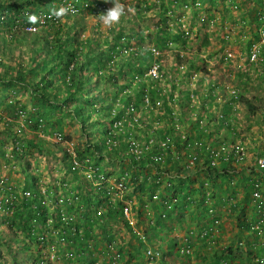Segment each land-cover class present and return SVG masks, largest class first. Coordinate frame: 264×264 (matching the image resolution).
Returning a JSON list of instances; mask_svg holds the SVG:
<instances>
[{"label": "rangeland", "instance_id": "374dc122", "mask_svg": "<svg viewBox=\"0 0 264 264\" xmlns=\"http://www.w3.org/2000/svg\"><path fill=\"white\" fill-rule=\"evenodd\" d=\"M45 1L34 0L33 4L25 9L24 16L29 18L31 11H34L35 16L32 18L36 21L34 24L37 26H35V32L42 30L41 33L44 34L49 31L48 40L54 36L53 30L56 31L59 27L61 37L73 35L80 40H91L93 45L101 50L100 53H106L107 48L104 45L110 44L114 40L115 32L118 33V28H121L120 31L125 36L122 45L127 51L136 49V45H141L148 51L152 48L157 51L153 57L159 58V63L156 62L157 64H155H159L161 67L160 73L158 72L159 68L156 74H151V70H145L144 73L135 72L134 68L141 64L139 61H136L134 66L131 64L130 69L124 64L118 69L116 61L109 73H102L104 77L112 76L111 79L104 81L103 77L100 79L95 75L90 78L89 90L94 92L93 95L106 99L109 103L113 102L111 106L115 105L116 101L122 103L119 89L124 86L125 79L127 78V82L130 81L128 78L132 74L135 77H140L149 73L153 80L158 81L156 88L162 92L163 99L167 100L172 114L164 113L161 108H148L151 107L148 97L143 99L144 101L141 102L143 104H140L141 113H145L151 118H159L162 124L166 123L167 125H170L169 122L172 119L170 117L173 115L176 119L174 120L175 125L177 124L180 132L183 134L194 133L191 137L198 135L204 141L207 139L206 136H201L198 131L205 128L206 131H211L212 136L209 137L215 141L213 149H219L221 142H226L224 137H230L232 140L230 142L241 147L245 156V161L236 167L235 171L239 174L248 175L249 179L257 181L263 179L259 183L264 189V170H258L255 166L256 157H264V76L260 75L254 66L245 68L242 73L240 67L243 60L237 57V54L242 52L241 47L247 39L246 36L256 26L253 17L258 8L253 1L210 0L205 2V16L208 20L214 19V25L200 23L198 25L197 19L192 17L190 19L191 31H194L198 36L194 37V33L192 34L186 49L181 48V43L171 37V33L165 32L166 28L163 23L172 15L188 18L191 13L193 16L191 2L188 3L187 12L184 15L182 13V4H184L182 0H176V2L162 0L163 3L161 4L158 3V0H120V3L124 5L125 15L121 17L119 24L107 27L101 23L99 18L80 10L81 5L78 0H52V8L48 7ZM93 1L103 3L107 10L113 6L112 0H88L91 4ZM68 4L74 5L77 9L75 15L65 13L57 17L53 14V9L67 8ZM77 5L80 6L76 7ZM171 7L172 15L167 12ZM40 20L43 21L42 24ZM238 21L241 23L236 24ZM26 22V20H22V17H19L11 27L3 24L0 27V38L6 39L9 30H16L20 33L28 30ZM167 25L168 22L166 27ZM113 27L118 31H111ZM198 27L202 30L201 33H199ZM158 33L167 42L169 40L168 49L164 50L159 45H155L154 41ZM222 38H225V41ZM11 44L16 47L13 50L15 58L21 59L26 65H30L28 48L19 45L17 41ZM226 49L235 54V58L232 57V62L228 63L223 59ZM125 54V50L121 49L119 58L121 59ZM39 55L41 58H45L49 54L47 51L40 50ZM36 58L39 57L36 56L34 59ZM191 64L193 66H190ZM49 65L46 64L47 69L50 67ZM139 68L144 71L141 66ZM193 68L198 69V71ZM91 73L93 74L94 71L90 66L85 75L91 77ZM171 77L174 79L175 86L170 93L169 80ZM95 81L100 83L97 88H95ZM146 83L148 84L149 81ZM233 89L235 94H230ZM38 93V86L30 88L24 83H16L11 79L5 83L0 82V228L3 229V238H0V264H30L37 256L38 246L34 240L35 236L29 232L33 225L30 220L23 222L25 228H19L17 223L14 227L16 234L8 231L7 228L12 224L11 220L15 217V208L23 203L24 199L21 195L24 190L34 195L32 202L29 200L25 210V213L31 217L30 219L37 212V209L44 211L47 217L48 213L55 211V203L62 199L63 201L60 203L57 202L58 210L62 211L66 218L71 217V220L76 217L78 225H89L88 227L94 235L100 232L97 222L102 221L100 215L106 216L105 207L107 205L111 204L117 207L120 204L128 203L132 207L130 223L119 221L112 227L116 232L115 239L119 238L121 242L120 253L121 258L124 259L122 260L123 264L124 262L125 264L144 263V253L136 251V249L131 250L138 244L136 239L132 237L135 235L132 234V229L139 233L143 232L148 237L149 243L146 242L145 244L151 245L157 250L155 256L159 257V246L164 240L170 238H173L182 249L187 248L190 252L188 261L187 259L182 261L174 252V246L170 244L171 242L166 241L163 244L164 248H169L172 252L167 254L162 246L163 251L161 250V252L166 254V258L157 260L160 262L159 264H209L212 261L210 256L213 254L215 256L220 255L222 248L228 247L230 244L234 245L239 237H242V241L235 250L237 255L244 259L249 257L244 244L247 240L251 243L255 253L262 255V250H264V217L254 225L257 231L251 228L239 229L236 221L238 215H243L246 219L254 217L255 220H258L254 216L256 205L249 193L250 190L247 189V180L240 177L241 180L239 176H235L228 185L227 179H221L219 182L209 179L201 171L195 173L189 171L196 174L197 182L201 179L205 181L206 198L204 205L212 212L209 214L208 210L200 217L197 215L198 221L193 223L191 214L193 212L195 214L196 206L183 203L186 199L180 196L182 192L178 191L179 188L175 184L176 186L173 190L168 191L166 197L170 200H175L176 197L178 199L174 202L170 212H166L168 214L166 220L157 225L155 215L157 214L156 210L160 211V209L155 203H151V198L148 197V189L144 193H140L139 187L133 186L129 180L126 181L124 175L126 181L124 190H116V195L109 196L99 189L94 192L92 186H89L92 184L87 182L84 175L81 174L82 172L74 173L68 170L70 158L81 165L80 161L75 158L76 151H84L85 145L93 142L92 138L96 133L93 126L95 125L94 118L87 123L84 121L85 117H74L75 114L69 109V104L68 106L62 104L58 99L55 100L56 110L49 107L43 111L41 105L44 103L39 100ZM237 94L238 97H244L256 106L254 116L247 110L246 103L241 102L240 98L231 99ZM97 103L99 105L102 101L99 100ZM155 103L160 106L161 100L158 99ZM17 109H21L22 112ZM110 112L113 113V110ZM82 113L84 115L87 111L83 110ZM93 115L94 113H92ZM218 116L228 123L221 122L222 125L217 123L215 127L211 125L214 121L220 122ZM148 131L151 132V130ZM138 132V129L129 130L131 137L138 135ZM173 133V131L170 133V137L173 136ZM179 144L181 143L179 142ZM87 155V159L95 160L94 157ZM166 160L167 168H164L162 163L161 168L171 173L173 181L177 174L179 177L187 174L182 170V165L184 167V162L187 161L185 154L181 153L177 161L181 165V171L175 169L168 157ZM201 160L206 159L203 157ZM113 162L106 163L105 167L106 172L110 173L114 180L119 177L116 174L119 164L117 161ZM126 163L127 161L123 165ZM202 163L203 161L200 162V165ZM100 164L101 166H99L103 167V163L100 162ZM187 186L195 189L198 185L190 186L188 184ZM175 193L178 196H175ZM194 196L195 194H192V197ZM11 199H14V203L17 205L15 208L12 207L11 210H7L5 205L8 207V201ZM37 199H45L46 204L40 208ZM84 199L89 202L84 201ZM93 203H97V205H92ZM234 204H237V207L232 210L231 205ZM88 209H91L89 213L93 215L89 219ZM212 215L219 220L218 226L214 229L207 222ZM15 222H17L16 219ZM109 223L113 225L112 222ZM154 224L155 226L152 227ZM203 225L208 228H201ZM36 228L37 230L40 229L39 226ZM203 230L205 232L199 237L197 234ZM117 231H120V234H117ZM28 233L31 234L32 243L27 248L24 246V241L29 240ZM148 235L153 236L149 238ZM118 241L116 242L119 243ZM125 245H127V251L123 250ZM90 248H94V246ZM144 264L152 263L146 261Z\"/></svg>", "mask_w": 264, "mask_h": 264}, {"label": "trees", "instance_id": "16d2710c", "mask_svg": "<svg viewBox=\"0 0 264 264\" xmlns=\"http://www.w3.org/2000/svg\"><path fill=\"white\" fill-rule=\"evenodd\" d=\"M33 1L34 0H0V27L3 24H5L6 26L9 25L11 27L15 23V21L19 19V17H22V20L27 21V27L29 25L36 24L35 19L32 18L33 16H35L33 14L34 11H31L29 18L24 16V13L26 11L25 9L29 5H32ZM205 1L206 0H202V2ZM40 2H44V0H40ZM51 2L52 0H46L45 4H47L48 7L52 8L53 5H51ZM95 3L96 2L94 1L92 2V4ZM255 5L256 7H261V0H256ZM78 6L80 5H77L76 7ZM80 8V10H84L83 5H81ZM86 11L97 18L98 15L104 13L102 9H95L94 5L91 8H87ZM66 13L68 14L69 11H67ZM118 29L119 32H115L116 35L113 37L114 40L111 41L110 44L107 43L106 45H104L107 48L106 53H100L101 50L97 49V46H94L91 40H80L73 35H65L64 37H61L59 27L56 31L53 30L54 36L50 37L49 40L47 38V36L50 35L49 31L43 34L41 33L42 30L36 32L26 30L21 31V33L17 32L16 30H9V34L6 35V39L2 37L0 38V66H2L0 73V82L5 83L8 79H11L13 81H16V83H24L30 88H35V86H38L39 93L37 95L39 97V100L44 103L43 105H41V108L44 109L43 111H46L47 109H49V107L56 110L55 100L58 99L62 104H65L67 106L69 104V109L75 114L74 117H85L84 121L87 123L90 122L92 118H94L95 125L93 126L96 133L92 138L93 142L86 144V149H83L84 151H76V160L80 161L81 164L90 163L101 168L102 172L109 177L111 176L110 173L106 172V163L117 161L119 164V169H116L118 171L116 172L117 176L120 177L122 175H125L126 181L129 180L131 183H133V186H138V190L140 193H144L146 189H148V197H150L151 199L155 194H158L162 198L164 193L168 189L167 183H169L168 181H170L171 173L161 168V162L156 161L155 158L163 154L164 151V156L166 158H169L172 152L175 154V152L180 149V144L178 142H186V139H182V136L184 135V138H187L191 137L194 133L183 134L182 132H180L179 128L176 126L177 124L175 125L174 120L176 119L173 117V115L170 117L172 118L169 122L170 125H167L166 123L162 124L159 118H151L145 113H141L142 108L140 107V104H143L141 103L142 101H144L143 99L148 97L151 106L148 108H161L164 113L172 114L171 107L169 106L167 100L163 99L161 95L162 92L156 88V84L158 83V81L153 80L152 75H150L149 73L148 75L145 74V76L140 77H135V75L132 74L128 78L130 79V81L127 82L126 78L124 86L119 89L122 103L116 101L117 103H115V105L113 104L112 106L111 104L113 102L109 103V101H106V99H102L100 97H97L96 95H93L94 92L89 90L91 83L90 78H92L93 75L99 77L100 79L103 77L104 81L112 78V76L104 77L103 74L109 73L111 68L115 65L116 61L118 64V69H120V66L123 64L127 66L128 69H130L131 64H133L134 66L136 64V61L141 62V64L139 65L144 68V71L141 68L138 69V67H140L138 66L134 68L135 72L138 71V73H144L145 70H150L156 62L159 63V58L153 57L152 53L148 51L147 48L142 47L141 45H136V49L127 51L122 45L125 36L123 33H121V28ZM112 30H115V28H111V31ZM181 31L182 30L179 29V33L175 34L174 38L176 41L181 43V48L186 49L187 43L185 40H183L182 34L180 33ZM16 41L19 45H24L28 48V52L30 55L28 60L31 61L30 65H26L21 59L15 58L13 50L16 49V47L12 46L11 43ZM168 42L161 37L160 33H158V36L154 41L155 45H159L161 49L164 50L168 49ZM45 44H47L48 46ZM121 49H124L126 54L123 55L120 59L119 57ZM40 50L47 51V54L49 55L45 58H41L39 55ZM36 56H38L39 58L34 59ZM47 63L50 64V67L48 69L46 68ZM90 66L92 67V71H94L93 74H90L91 77L85 75L87 73V68ZM190 66H193V64H191ZM160 70L161 67L158 64L157 71L160 73ZM171 79L169 80L170 93L175 86V84L173 83V77H171ZM147 81H149L148 84L146 83ZM99 84V81H97V83L95 81V88H97ZM158 99L161 100L160 106L156 105L155 103ZM99 100H101L102 103L97 105V101ZM241 100L246 103L247 110L254 116L256 113V106L247 101V99L242 98ZM17 110L22 112L21 109ZM83 110L87 111V113L84 115L82 113ZM110 110H113V113H111ZM143 111L146 110L143 109ZM137 112H139V115L135 117L134 114H136ZM92 113H94L93 116L95 117L92 116ZM218 120H220V122L214 121L211 123V125H213L214 127L217 123L218 125H222L221 122H223L224 120L222 118H218ZM81 127L82 129L84 128L83 123L81 124ZM131 129H138V135L136 134L131 137L129 133V130ZM148 130H151V132H149ZM172 131L174 133L173 136L170 137V133ZM210 132L211 131H206L205 128L198 131L201 136H206L205 138L208 139V142L205 145L207 139L205 141L201 140L203 149L194 152V166L191 167L190 172L195 173L201 171L207 177H209V179H214L219 182H221V179H227L226 182L228 185L229 181L234 179L235 176H239V178L241 177L242 179L247 180V189L250 190L249 193L251 194V196H253L254 193L259 196L254 197L256 201V214H254V216L257 217L258 220H255L254 217L246 219L245 217H243V215H238L236 221L239 229L244 230L252 228V230H255L254 225H256L257 221L264 217V189L261 187V184L260 186H253V184L257 182L255 179H249L248 175L239 174V172L235 171L236 166H233L231 163L237 164V162L232 154H230V157H232L233 159L231 160V158L228 157V159H230L228 161H226L225 159V157L228 156L227 152L221 150L217 155V149H213V143L215 141L209 140V136H212ZM195 137L196 136H194V138ZM161 143L167 144L165 146H161ZM209 150H212L213 155H210ZM87 154H89V156L91 157H94L95 160L87 159ZM203 157H205L206 160H201V158ZM70 159L71 162L70 165L68 164V170L77 173V169L72 168L73 158ZM200 160L203 161L201 165ZM125 161H127V163L123 165ZM100 162L103 163V167H100ZM165 162L167 163V160ZM176 163L177 161L175 160V163H173L175 169L181 171V165H179L178 163L176 165ZM229 164H231L232 166H228ZM184 169L185 168H182L183 172H186L187 174L182 175L181 177H179V174H177L174 179V181H176L174 185L177 184L179 188L178 191L182 192L183 198H188V200L186 199V201L184 202H192L193 205L196 206V212L195 214L194 212L191 214V220H193V223H197V215L198 217H200L208 210V208L204 205L206 198L204 187L206 183L202 179L197 182L196 174L190 173ZM258 170H264V168H258ZM164 172L169 173L168 177H166ZM254 175L257 176V174ZM138 178L139 181L137 182ZM262 181L263 179L258 182L261 183ZM188 184H190V186H194V184L198 186L193 189L188 188ZM94 192L96 191L94 190ZM192 194H195V196L192 197ZM85 200L88 201L87 199H84V201ZM89 204L91 205V203ZM16 205L17 204L13 202L8 204V206L13 208H15ZM26 205L27 202L24 200L21 205H17L18 207L15 208V217H13L12 220L10 219L12 221V224L7 228L8 231L13 232V234H16L14 227L17 223L19 228H25V226H23V222L29 221L28 217L30 216L25 213V210L27 208ZM92 205H97V203H93ZM213 205L214 203L211 205L212 208ZM231 207L232 210H235L237 204L231 205ZM105 209L107 212L106 217L114 218V216H117L116 210L114 208L112 209L107 205ZM90 210L91 209H88V219L93 217V215L89 213ZM100 217L103 218L104 216L100 215ZM211 218L212 219L208 220L207 222L210 225H214L215 217L212 215ZM15 219L17 220V222H15ZM160 223L161 220L156 218V224L160 225ZM28 234L29 240L24 241V246L27 248L29 247V244L32 243L31 234ZM0 238H3V229L1 228ZM164 241L171 242L172 239L170 238ZM241 241L242 237H239L237 238V241L234 243V245L230 244L228 245V247L222 248V253H220V255L215 256L213 254L212 256H210V258H212V261L209 264H251L254 258L264 257V250H262V255H257L248 240L244 244L245 251L248 252L249 257H245L244 259L242 256L237 255L235 253V250L239 246V243H241ZM170 244L175 248L177 246L175 242H171ZM176 254L179 256L180 260H188L186 254H179V252H177Z\"/></svg>", "mask_w": 264, "mask_h": 264}, {"label": "clouds", "instance_id": "9594fccd", "mask_svg": "<svg viewBox=\"0 0 264 264\" xmlns=\"http://www.w3.org/2000/svg\"><path fill=\"white\" fill-rule=\"evenodd\" d=\"M79 1L80 2L82 1V4L80 3V5H83V9H84L83 11H86L87 8H91L93 5L95 6V9H96L97 5H102L103 4V3H100V2H96L95 4H91V3L88 2V0H79ZM170 1L171 2H176V0H170ZM182 1L184 2V4H182V13L184 15L186 14V12H187L186 9L188 7V3L191 2L192 6H193V11H192V15L193 16H191V13H190V16L188 18L178 17L177 15H172V12H173L172 11V7L175 5L174 4L170 8V10L167 11L168 14L172 15V17L171 18L170 17L167 18V20L164 21L163 25L166 28L165 32L167 31V33L168 32L171 33L170 36L173 37V38L175 37V34L179 33V29L182 30L180 32L182 34V38H183V40L186 41V43H188V40L192 38V34L193 33H194V37L198 36L194 31H191V26H190L191 20L190 19L192 17L197 19L198 25L200 23V24H203V25L209 24L210 26H212V25H214L215 21H214V19L208 20L206 18V16H205V13H204V10L206 8L204 6V3L208 2L210 0H206L205 2H202V0H182ZM251 1H253L254 4L256 2V0H251ZM83 3H87L88 5L87 4L85 5ZM158 3L161 4V3H163V1L162 0H158ZM263 3H264V0H261L262 6L261 7H257L258 11L255 13V15L253 17V21L255 22V25H256L255 28L253 29V31L251 33L249 32L250 34L247 35L248 37L246 36L247 39H246V41L243 42V44H242L243 47H241L242 48V52H239L237 54V57L239 59L243 60V63L241 64V67H240L242 73L244 72L245 68H247L249 66H254L259 71V74L264 76V40H263V38H264V13H263L264 5H263ZM112 4H113V6L111 8H109L108 10L105 9V8L103 9V11H106V12L101 13L100 15H98V18L101 21V23L103 25L107 26V27H111L114 24H119L120 21H121V17L123 15H125V8H124V5L120 3V0H112ZM67 11H68L67 8L61 7L58 10L57 9H53V14L55 16L59 17V16L65 14ZM75 13H70L69 12L70 15H75ZM167 22H168V25L166 27V23ZM239 23H241V22L238 21L236 24H239ZM199 27H201V26H199ZM199 27H198V30H199V33H201L202 30H200ZM222 40L225 41V38H222ZM225 45L227 46V44H225ZM152 49H149V50L152 53V55H155L154 52L152 51ZM232 57L235 58V54L231 53L229 49H226V52L223 55V59L226 62L229 63V62H232V59H233ZM193 69L198 71V69H196V68H193ZM230 94H235V90L233 89L232 93H230ZM238 98H240L241 102H244L243 100H241L242 98L246 99L244 97H238V94L235 95L234 97H231L232 100H237ZM137 113L139 115V112H137ZM219 116L222 117V115H219ZM219 116L217 118H219ZM223 123L227 124L228 121H223ZM224 138H225L226 142H221L219 147L223 146V147L226 148V150H230L231 147H235L236 146L235 144H232L230 142V141H232L230 139V137L229 138L224 137ZM182 139H186V142H183V144L188 143V141L190 143H194V141H199L200 144H201V140H202L201 138L198 137V135L195 138L194 137L184 138V135H183ZM209 140H212V139H209ZM207 142L208 141L205 142V145L207 144ZM237 147H239V146H237ZM192 148H193L192 152L194 153V152H197L199 150H202L203 146L201 144V146H197L196 145V147H192ZM180 149H181V147H180ZM181 151H179V153ZM242 156H243V159L241 161H238L237 164H233V163H231V164L233 166L239 167V165L242 164L245 161V156L243 154V151H242ZM261 158L264 159V157H258V158L255 159L256 160L255 166L257 167V169L259 168L257 166V160L261 159ZM200 162H201V160H200ZM165 163L166 162L162 163V165L164 166V168H167V164H165ZM231 164H229L228 166L231 167L232 166ZM193 166H194V163L190 167H186V165H184V167H183V165H182V168H185L184 170H187L189 172L191 170V167H193ZM165 174H166V177H168L169 173H165ZM168 182H169V183H167L168 189L164 193L163 197L162 198L160 197V198L162 200L166 199L168 201H172V200L168 199L166 196H167L168 191L169 190H173V188L175 187L174 181H173V177L170 176V181H168ZM125 183H126V181L124 182V184ZM255 185L260 186V183L257 181L256 183L253 184V186H255ZM160 189H162V188H160ZM175 196H178L177 193H175ZM180 196H182V193L180 194ZM252 197L254 199V196H252ZM177 199L178 198L176 197L175 200H177ZM254 201H255V199H254ZM151 203L152 204L155 203L157 205V207L159 209H161V206H160V204L158 202H153L152 199H151ZM183 203H186V202H183ZM173 204H174V202L171 204V207L173 206ZM190 204L193 205L192 202H190ZM255 204H256V201H255ZM27 205H28V203H27ZM110 205H108V206L113 209V207L110 206ZM121 206H123V204H120L117 207H116V205H114V209L116 210L117 216H114V218H110V217L104 216L102 218V221L97 223L98 227L100 228L99 229L100 232H97L96 235L100 234L102 236L101 239H100V242H98L96 240V235H94L91 232L90 233L88 232L89 230L91 231V229H89V227H88L89 225H87V226L78 225L79 228L82 227L81 228L82 229L81 230L82 233L75 236L76 239H75V242L72 245H70V247H71L70 251L68 249H64V251L65 250L69 251L72 254V256H71L72 258H64L59 253L58 254V261L56 262V264L57 263H60V264H123L122 260H124V259L121 258L122 255L120 253V249H121V244L120 243L121 242H120L119 238L115 239L116 232H115V230L112 229V227L116 225V222L119 223V221H122V222H125V223H129L128 220H126L124 218V216L122 215V213H121V210H120ZM131 209H132V207H131ZM170 210H171V208H170ZM170 210L168 212H170ZM208 210L207 211L210 214L212 211H211V209H208ZM156 212H157V214L155 215V217L160 219L161 220L160 224H162V222L164 220H166L165 218H167L168 214H166L164 218H161L160 215L158 214L159 211L156 210ZM106 214H107V212H106ZM28 218H29V220L31 222V219H30L31 217H28ZM214 219H215L214 225H212L213 229L216 228L218 226V224H219V220L217 218H214ZM42 220L43 219H41L39 221H42ZM109 222H112L113 225H111ZM154 226H155V224L152 227H154ZM204 227H207V226L206 225L201 226V228H204ZM255 230H257V229H255ZM36 231H39V230H37V228H36ZM93 231H94V228H93ZM34 232L35 231H33L32 228H31L30 229V233L35 236L34 240H35V243L38 246V248L36 250L37 255H38L40 253V247H39L38 242H37V236H36V234H34ZM131 232H132V234L133 233L135 234V235H132V237H134L136 239V242L138 243L136 245V247L134 246L133 248H131V250L132 249H136V251L144 253V258L146 259V261H150L152 264L157 263L158 262L157 260H159V259H165L166 258V254L161 252V250H162L161 247L163 246L164 242H166V241H163L161 246H159L160 255L158 257V256H155V254H157V250L154 247H152L151 245L145 244L146 242H148L147 241L148 237L145 236L143 232L139 233L138 231H135L133 229H132ZM204 232H205L204 230L200 231L197 235L200 237L201 234H203ZM117 234H120V231H117ZM152 236L153 235H150L149 238L152 237ZM171 239H172L171 242L172 243L175 242L176 245H177L176 248L174 247V250H175L174 252L175 253L179 252V254H186L187 257H188L189 253H190L189 250L187 248H183L182 249V247H180V245H178L177 242L173 238H171ZM116 241H118L119 243H117ZM76 245H78V246H76ZM92 245L96 246V248L98 249L97 252H95L93 250V248H90ZM124 248L125 249H123V250L127 251V245H125ZM163 248H164V246H163ZM164 250L167 251V254L169 253V251L172 252L169 248H167V249L164 248ZM148 251L150 253H148ZM35 260H36V258H34L32 263H30V264H33ZM124 264H125V262H124ZM251 264H264V257L254 258Z\"/></svg>", "mask_w": 264, "mask_h": 264}, {"label": "built area", "instance_id": "2783aa9c", "mask_svg": "<svg viewBox=\"0 0 264 264\" xmlns=\"http://www.w3.org/2000/svg\"><path fill=\"white\" fill-rule=\"evenodd\" d=\"M76 1V0H73ZM79 1V0H78ZM79 3L82 4V1ZM87 4V3H83ZM88 5V4H87ZM264 5V3H263ZM105 8V5H97L96 9L97 10H103ZM68 11L70 13H75L76 8L72 4H68L67 7ZM50 17V15H47ZM40 23L42 24L43 21L40 20ZM36 25L32 24L28 26L29 31H35L36 30ZM264 40V38H263ZM154 53L157 54V51L152 49ZM151 74H156L157 72V65H153L151 67ZM132 109V108H131ZM130 109V110H131ZM135 117L138 116V114H134ZM134 143V142H133ZM136 144V143H135ZM167 144V143H166ZM166 144L161 143V146H165ZM201 146L199 141H194V143H186L183 144L181 143L180 147L181 149L176 151L175 154L172 152L170 155L169 159L171 160L172 163H175V160L178 161L179 155L181 153L186 155L187 161L184 163L186 167H190L194 163V153L192 152V147ZM183 152H182V151ZM227 152L228 156L225 157L226 161L230 160L228 157H230V154L233 155L234 159L236 162L241 161L243 159L242 156V148L240 147H231L230 150H226L225 147L220 146L219 149H217V155L220 151ZM179 151H181L179 153ZM210 151V155H213L212 150ZM165 153V151H164ZM161 154L160 156L156 157V161H160L161 163H164L166 161V157L164 156L165 154ZM177 155V156H176ZM233 159L232 157H230ZM72 168L77 169L78 172H82L81 174L84 175V178L87 180V182H90L92 185V189L96 191V189H99L101 192L104 194H107L109 196L116 195V190H124V175L120 176L119 178H110L109 176L105 175L102 171H100L99 167L92 165L90 163L88 164H77L74 160ZM214 162V161H213ZM211 164V163H210ZM257 166L259 168H264V159H258L257 160ZM165 174V173H164ZM166 175V174H165ZM112 184V185H111ZM169 185V184H168ZM116 188H114V187ZM101 194V193H99ZM27 203H29V200L32 202V199L34 195L30 193L27 190H24L21 195ZM120 196V195H117ZM254 197H259L256 193L253 195ZM15 198V196H13ZM160 196L158 194H155L152 198L153 202H158L161 206L160 211L158 214L160 215L161 218H164L166 215V212H168L171 208V204L175 202L176 200L168 201L166 199H160ZM37 201L40 204V208L42 205H45V199H37ZM63 201L62 199L58 200L57 202L60 203ZM9 203L15 202L14 199H11L8 201ZM57 202L55 203V211L53 213H48L47 217L45 216V212L40 209V211L37 209V212L33 215L31 222L33 223L32 225V230L35 231L34 234L37 236V242L40 247V253L37 255L36 260L34 261L33 264H56L58 261V254L60 253L61 256L64 258H72V254L69 252L70 251V245H72L75 242L76 235H79L82 233L81 227L79 228L78 222L76 221V217L74 220H71V217L66 218L65 215L62 213V211L58 210V204ZM114 208V205H110ZM129 206L128 203H124L123 206H121V213L124 216L126 220L130 223L131 220V207ZM7 210H11L12 207L6 206ZM130 210V211H129ZM73 214V213H72ZM42 220V222H39V220ZM39 226L40 229L39 231H36V227ZM89 233L91 232L90 230L88 231ZM64 249H68L69 251H64ZM148 253H150L148 251Z\"/></svg>", "mask_w": 264, "mask_h": 264}, {"label": "crops", "instance_id": "0c3cea01", "mask_svg": "<svg viewBox=\"0 0 264 264\" xmlns=\"http://www.w3.org/2000/svg\"><path fill=\"white\" fill-rule=\"evenodd\" d=\"M101 235L100 234H98V235H96V240L98 241V242H100V239H101ZM92 246H94V248H93V250L95 251V252H97L98 251V249L96 248V246L95 245H92ZM143 260H144V263H146V259L145 258H143ZM144 263H134V264H144ZM158 264L160 263V262H157Z\"/></svg>", "mask_w": 264, "mask_h": 264}]
</instances>
